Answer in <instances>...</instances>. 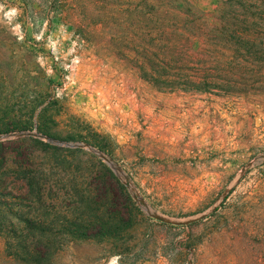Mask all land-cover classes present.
<instances>
[{"label":"rangeland","instance_id":"obj_1","mask_svg":"<svg viewBox=\"0 0 264 264\" xmlns=\"http://www.w3.org/2000/svg\"><path fill=\"white\" fill-rule=\"evenodd\" d=\"M135 4L0 0V264H264V97L146 82Z\"/></svg>","mask_w":264,"mask_h":264},{"label":"trees","instance_id":"obj_2","mask_svg":"<svg viewBox=\"0 0 264 264\" xmlns=\"http://www.w3.org/2000/svg\"><path fill=\"white\" fill-rule=\"evenodd\" d=\"M215 1L205 11L196 0H135L123 11L142 77L169 93L263 98L264 0Z\"/></svg>","mask_w":264,"mask_h":264},{"label":"water","instance_id":"obj_3","mask_svg":"<svg viewBox=\"0 0 264 264\" xmlns=\"http://www.w3.org/2000/svg\"><path fill=\"white\" fill-rule=\"evenodd\" d=\"M3 138H5V137H3Z\"/></svg>","mask_w":264,"mask_h":264}]
</instances>
